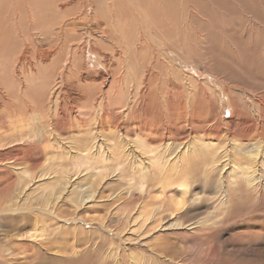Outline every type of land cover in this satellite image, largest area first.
Returning <instances> with one entry per match:
<instances>
[{
  "label": "bare ground",
  "instance_id": "bare-ground-1",
  "mask_svg": "<svg viewBox=\"0 0 264 264\" xmlns=\"http://www.w3.org/2000/svg\"><path fill=\"white\" fill-rule=\"evenodd\" d=\"M151 8L146 0H0V86H4L6 91L3 92L1 99L6 102L11 98L8 100V105H10L8 109L0 111V150L3 155L10 157L15 153V149L20 148H29L36 152L42 149L43 152V145L52 141L59 149L65 146L56 134H59V128L63 126L65 120L63 110L75 112L79 116L89 115L88 117L94 123L98 121L100 125L106 120L110 121L111 119L110 122L113 123V119H117L116 132L113 133L107 144H104V141L99 143L92 139V146H97L92 151L91 159L94 161L101 160L103 164H107L112 169L121 165L122 162L128 161L132 173L128 179L130 187L124 190L128 195V199L125 197L126 200L136 199L137 197L132 198L135 197L134 192L143 193L147 190L146 185H152L155 182L157 183V196L153 197L152 200H160L166 192L170 194L167 201L165 200L166 204L163 201L161 203L151 202L147 205L145 200L143 201L138 197L141 200V205H137L139 207L136 212L134 211V214L141 218L144 224L148 222L147 225L151 223L155 225L154 229L157 230L151 234L152 236L159 231L164 234L165 232L171 233L184 229L207 231L217 225L218 222H212L215 220V216L214 218H200L191 222L185 219V215L190 210L195 214L199 212V208L194 207L195 204H202L204 198L210 200L203 204L207 207L217 208L223 219L231 212L229 195L237 192L235 189L244 186L256 195V198L263 189L264 132L257 133L255 130L248 129L237 136L235 132L227 128V124L222 125L225 130L221 129L222 126L216 125V127L215 124L208 126L204 138L221 139L217 129L221 133H225L223 137L230 139V136L233 137L230 143L233 148L232 157L243 160L241 165L245 164L242 169L240 165L231 166L234 159L231 161V156L226 158L230 155H227V148L224 147L221 151L220 146L216 148L212 142L208 144L202 139H198L188 141L184 145L174 143V133L171 131V126L175 125L178 128L183 122L184 127L190 132L197 130L192 127L193 117L191 118L189 110L187 111V108L189 109L191 106L190 102L193 104L194 93L192 91L195 88L186 95L188 97V103L186 101L184 103L186 110L184 109L185 111L175 116L173 107L176 105L174 103L176 101L178 104L180 97L176 93L177 99H175L174 91L177 89L176 84L179 79L175 78L174 81L170 77V70L175 68L170 65V60H168L169 51L158 48L157 51L163 52L167 59V62H163V69L166 70L167 74L169 73L165 75V72H160L163 79L167 76L166 90L159 99L164 104L160 108V110L163 108L162 120H159L158 115L160 114H155L154 120L157 125L156 127L153 125L152 129L148 131L150 132L148 135H146L147 133L144 134L146 130L138 125L133 129L134 136L132 138L128 139L121 134L123 130L120 127L124 128L126 125L128 114L137 111L135 104H138V98H141L140 101L143 99L141 106L145 108L148 103H151L147 96L149 84L146 83V80L155 73H153L152 66L148 67L149 61L145 67L144 65L141 67L144 69L141 71L139 79L135 83L133 82V85L121 81L122 76L125 78L126 75L133 72L132 57H138L141 52L145 51L143 50L144 47H148L145 44H147V39L153 32V26H155L153 23L152 29L150 28L152 20L150 21L149 15L154 10ZM72 11L76 12L73 13ZM5 22L6 25H4ZM140 22L143 23L142 28L137 26ZM37 26H42V28ZM22 31L26 32V35ZM28 36L29 39H27ZM133 47L135 50L132 49ZM116 69L119 78L115 77ZM185 74L187 73L185 72ZM133 78L131 77V79ZM141 80L143 83H140ZM107 87L110 89L108 93L105 92ZM145 95L146 97H144ZM82 106L86 108L85 112H80L79 107ZM146 110L150 111L148 108ZM13 118L19 120L14 122ZM161 121L162 123H160ZM257 123L254 125L259 127L260 121L258 120ZM79 127H84V124ZM74 131L77 129L71 130V132ZM95 136L97 134L93 133L90 138H96ZM225 141L227 140L222 139V142ZM243 141L246 143L243 144ZM175 144L181 146L180 152L175 157H171V154L167 155V152ZM135 149H139V151H135ZM182 152L186 157L181 156ZM147 153H154V155L153 157H143V154ZM64 156L69 157V153L63 151L57 157ZM225 158L226 161H224ZM72 162V166L77 168L78 161ZM185 162L193 163L198 174L183 169L182 165ZM8 163L6 165H11L10 167L14 168L16 172L22 171L23 175H30L26 167H20L15 161ZM13 163L17 167H14ZM82 163H87V161L82 160ZM32 165L29 164L28 167L31 168ZM97 168L93 167L92 170H97ZM71 172V170H60L43 172L39 175V179L48 175L44 180H41L42 186H44L42 192L44 191L46 194L41 196L40 204L39 202L36 205L31 204L27 198L28 195H25L26 189H30L31 182L36 180V175L31 177L30 181L20 182L22 183L21 188L14 189L13 199L10 200L8 208L0 210V217L3 221H20L17 226L15 225L17 228L11 234L2 233L4 234L2 238L6 239L8 246L4 249L7 262L11 263L13 258L22 262L27 260L33 264H45L46 258L71 262L78 255L82 256L77 240L74 241L73 239L68 259L60 257L58 254H64L60 253L58 247L53 244L56 242V234L59 235L58 239L63 242L66 240L65 234L69 235L70 232L68 230L71 228L70 226L61 224L58 220L57 223L59 224L53 221L55 210L51 203L55 200L56 195H61L64 191L67 178L71 176ZM106 172L107 170L103 168L98 175L86 174L83 187L70 191L69 196L78 197L77 203H75L78 208L91 197L93 188L101 183ZM56 174L57 176H55ZM75 174L77 173L75 172ZM198 175L203 176V181L200 182L204 186L210 184L208 182L212 178H216L214 184L216 191L213 198L206 196L202 198V195L197 193V191L200 192L198 189L200 187L199 184L194 187V184L198 182ZM150 177L153 183L149 180ZM84 194L90 195L82 199L81 195ZM18 200L22 202V205L18 204ZM185 206L186 211L177 215V212L183 210ZM166 210L168 215L163 216ZM211 213L214 214V211ZM48 218L56 224V230L47 234L48 244H44L38 238L47 233L45 225L48 224ZM42 223L43 226L39 230L38 225ZM144 224L140 227L143 228ZM48 226L54 228L53 224ZM0 227L3 232L7 230L5 224L0 225ZM71 229L74 234L80 232L78 227L74 226ZM37 230L39 231L36 232ZM103 232L105 231L101 224L97 234H89L90 239L93 237L96 239L108 238L102 234ZM119 238L122 239L121 235ZM154 241L158 243L159 239ZM110 242L112 243V240ZM3 247L0 245V250ZM13 247H18L19 250L15 251ZM147 247L149 249L151 246ZM149 250L151 254L154 253L152 249ZM111 251L115 252L114 249ZM113 258L115 264H123L121 263L123 261L120 252L119 254L115 252ZM126 261V264H149L142 254L137 256L130 254Z\"/></svg>",
  "mask_w": 264,
  "mask_h": 264
},
{
  "label": "rangeland",
  "instance_id": "rangeland-1",
  "mask_svg": "<svg viewBox=\"0 0 264 264\" xmlns=\"http://www.w3.org/2000/svg\"><path fill=\"white\" fill-rule=\"evenodd\" d=\"M146 2L152 7V10L154 8L151 15H149L150 21L152 20L150 28L152 29L154 24L155 26H153V32L147 39V44H145L148 47H144L143 50L145 51L141 52L138 57H132L133 72L126 75L125 78L122 76L121 81L133 85L144 69L141 67L143 65L145 67L148 61L150 62L148 67L152 66L153 73H155L146 80V83L149 84L147 96L151 102L148 103L146 108L150 111L141 106L143 99L140 101L141 98L139 97L138 104H135L137 111L128 114L126 125L124 128L120 127L123 130L121 134L128 139L132 138L134 136L133 129L138 125L145 129L144 134L147 133L146 135H148L150 133L148 131L152 129L153 125L155 127L157 125L154 120L155 114H160L158 115L159 120H162L163 108L161 110L160 108L164 104L159 99L166 90L167 76L163 79V75L160 74L165 72V75H168L171 73V76H169L174 81L175 78L179 79L176 84L177 89L174 91L175 99H177V94L180 97L179 103L177 104L176 101V104L174 103L176 105L173 107L176 113L175 116L186 110L184 105V103H188L186 95L195 88L192 91L194 93L193 104L189 101L191 106L189 109L187 106L186 108L187 111L189 110L191 118L193 117L192 127L195 130L197 129L190 132L184 127L183 122L178 128L175 125L171 126V131L174 133L173 142L184 145L188 141L202 139L208 144L212 142L213 145H216V148L220 146L221 151L225 147L227 148V155L230 154L226 158L231 156V161L234 159L231 166L240 165L242 169L245 164L241 165L243 160L232 157L233 148L230 145L232 136H230L231 139L223 137L225 133H221L219 129L216 131L221 139L204 138V134L208 126L212 124H215V126L227 124V128L235 132L237 136L248 129L255 130L257 133L264 132V0H146ZM90 9L92 10V8ZM72 12L75 13L76 11ZM5 20L7 19L5 18ZM142 24L140 22L137 26L142 28ZM4 25H6V22ZM37 27L42 28V26ZM23 34L26 35V32H23ZM27 39H29V36ZM133 46L135 47V45ZM134 47L133 50H135ZM158 48L169 51L168 60L175 69L170 70L168 74L163 69V62H167V59L163 52L157 51ZM115 77H118L117 69L115 70ZM131 77L134 78L131 79ZM140 83H143V80ZM3 87L0 86V111L8 109L10 106L8 100H11L10 98L6 102L2 101L3 92H6ZM109 90L107 87L105 92L108 93ZM82 107H79L80 112H85L86 108ZM63 111L65 120L63 126L59 128V134H56L65 146L59 149L52 141L43 145V152L42 149L38 152L29 148L15 149V153L10 156L11 159L3 155L0 150V210L8 208L10 200L13 199L14 189L22 187L20 182L30 181V178L36 175V180L34 179L33 183L30 184L31 190L26 189L25 193V195H28L27 198L31 204L36 205L38 202L41 203V196L46 194L44 191L42 192L44 186H42L41 180H44L48 175L39 179L41 173L60 170L72 171L71 176L67 178L64 191L61 195H56L51 206L55 210L54 222L57 223L58 220L61 224L71 228L78 227L80 232L74 234L71 228L68 229L70 231L69 235L65 234L66 240L63 242L58 239L59 235L56 234V242L53 244L58 247L60 253L64 254L58 255L68 259L73 239L74 241L77 240L82 256L78 255L71 262L45 257V264H115L113 260L115 252L116 254L120 252L123 261L121 263L123 264H126L127 257L130 254L134 256L142 254L149 264H264V187L257 198L244 186L235 189L237 192L229 195L231 212L223 219L217 208L214 209L203 204L205 201L210 200L204 198L202 204H195L194 207L199 208V212L197 211L198 213L195 214L190 210L185 215V219L191 222L200 218H214L215 216V220H212V222H218L217 225L207 231L184 229L171 233L165 232V234L159 231L155 234L157 236H152L151 234L157 230L154 229L155 225L151 222L149 225H147L148 222L144 224L142 219L134 214L139 207L137 205H141V200L138 197L143 201L145 200L144 202L148 205L151 202L161 203L167 201L170 194L166 192L160 200H152L153 197L157 196V183H153L150 177L149 180L153 184L146 185V191L143 193L134 192L135 197L132 198L137 197L138 200H126L128 195L124 190L130 187L128 179L132 173L128 161H126L127 163L124 161L121 165L112 169L107 164H103L101 160L94 161L91 159L92 151L97 146H92V139L99 143L104 141V144H107L111 139L110 137L116 132L117 119H113V123L110 122L111 119L110 121L106 120V123L100 125L98 121L94 123L88 117L89 115L79 116L69 110ZM20 118L23 119L24 117ZM12 120L15 122L19 119L13 118ZM258 120L260 121L259 127L254 125L258 124ZM81 124H84V127H79ZM75 128L77 131L71 132ZM221 129L225 130V127L222 126ZM93 133L97 134L96 138H90ZM222 139L227 141L222 142ZM245 143L243 141V144ZM150 144L154 145L156 143ZM176 144L167 152V155L171 154V157H175L180 152L179 148L181 146ZM61 149L68 152L69 157H57L63 152ZM135 151H139V149H135ZM45 152L47 153L45 154ZM139 154L141 155V153ZM153 155L154 153H147L143 154V157H153ZM181 156L186 157L183 152ZM226 158L224 161H226ZM82 160L87 161V163H82ZM13 161L19 164L20 167H26L30 175H23L22 171L16 172L14 168L10 167L11 165H6L9 164L8 162L12 163ZM72 161H78L77 168L72 166ZM224 161L222 160V162ZM29 164H33L30 166L31 168L28 167ZM12 165L17 167L15 163ZM93 167L98 168L92 170ZM103 168L107 170L105 177L99 185L93 188L91 197L79 205L80 208H78L75 204L78 197L72 195V193V196H69L70 191L83 187L86 174L98 175ZM182 168L198 174L193 163L185 162ZM260 175L262 176L261 173ZM197 179L198 182L194 184V187L199 184L200 188L198 189L200 192L197 191V193L200 196L202 195V198L204 196L213 198L216 191L214 185L216 178H212L213 180L211 179L208 182L210 184H205V186L200 182L203 181L202 175H198ZM42 182L44 183V181ZM211 184L214 186H211ZM88 195L90 194H84L80 197L83 199ZM214 201H216L215 198ZM18 204L22 205V202L18 200ZM186 209L185 206L183 210L177 212V215L183 213ZM212 211H214V214H210ZM166 215H168L167 210L163 216ZM47 222L48 224L45 225L47 233L38 238L44 244H48L47 234L56 230V224L51 219L48 218ZM18 223L20 221H3L0 217V225L5 224L7 227L4 232L1 231L0 227V245L4 246L0 250V264H33L27 260L25 262L16 260V258H13L11 263L6 261L7 256L4 249L8 246L6 245V239L2 236L5 233L11 234L14 232L13 230L17 228ZM52 224L54 228H49L48 225ZM101 224L105 231L102 234L108 236L109 239L106 237L100 239L93 237L90 239L89 234H97L100 231ZM142 224L145 225L143 228L140 227ZM151 225L153 226L151 227ZM38 226L40 230L43 223ZM119 235L122 239L119 238ZM156 239H159L158 243L154 241ZM110 240H112V243ZM147 246H151L149 249H152L155 254H151ZM13 249L15 251L19 250L18 247H13ZM112 249L115 252L111 251Z\"/></svg>",
  "mask_w": 264,
  "mask_h": 264
}]
</instances>
